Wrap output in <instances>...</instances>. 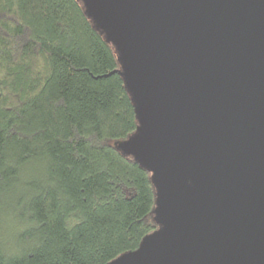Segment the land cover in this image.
<instances>
[{
	"label": "water",
	"instance_id": "water-1",
	"mask_svg": "<svg viewBox=\"0 0 264 264\" xmlns=\"http://www.w3.org/2000/svg\"><path fill=\"white\" fill-rule=\"evenodd\" d=\"M119 53L158 228L105 264H264V0H81Z\"/></svg>",
	"mask_w": 264,
	"mask_h": 264
},
{
	"label": "trees",
	"instance_id": "trees-1",
	"mask_svg": "<svg viewBox=\"0 0 264 264\" xmlns=\"http://www.w3.org/2000/svg\"><path fill=\"white\" fill-rule=\"evenodd\" d=\"M81 0H0V264H105L158 228L138 120Z\"/></svg>",
	"mask_w": 264,
	"mask_h": 264
}]
</instances>
